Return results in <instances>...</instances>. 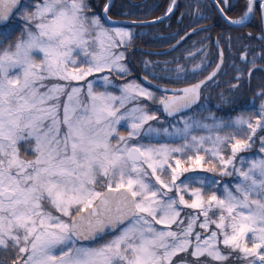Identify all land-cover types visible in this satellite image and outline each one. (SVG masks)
Masks as SVG:
<instances>
[{
    "label": "snow or ice",
    "instance_id": "6c2138e0",
    "mask_svg": "<svg viewBox=\"0 0 264 264\" xmlns=\"http://www.w3.org/2000/svg\"><path fill=\"white\" fill-rule=\"evenodd\" d=\"M114 6L0 0V264H264V102L226 117L203 102L233 37H217L202 79L206 65L146 60L138 80L128 49L139 24L112 20ZM213 7L229 26L258 17L247 37L264 43V0H245L237 19L229 0ZM241 47L251 68L233 91L264 71V55L248 61L252 45ZM235 105L220 93L214 107Z\"/></svg>",
    "mask_w": 264,
    "mask_h": 264
},
{
    "label": "flooded vegetation",
    "instance_id": "af4514ba",
    "mask_svg": "<svg viewBox=\"0 0 264 264\" xmlns=\"http://www.w3.org/2000/svg\"><path fill=\"white\" fill-rule=\"evenodd\" d=\"M171 2L172 0L168 3V7ZM176 4L177 7L174 8L171 16L163 21L167 24H165L164 28H160L156 38L157 42L154 45L156 47L151 48L149 46L143 49L148 55L154 58L150 60L172 61L173 63L170 65L176 66L178 63L186 70L192 69L198 64L206 65V70L203 73H198L196 77L202 79L215 68L218 62L215 40L223 33L230 34L233 37V47L231 51L225 48V63L216 78L218 83L211 84L203 92V102L213 111V109H216L214 105L219 103V94L223 93L226 96L234 97L236 99V105L235 111H221V116H235L241 112L245 114L254 113L260 104L264 102V98L258 95L261 88H264V71L253 69L250 77L245 75L244 79L240 81L241 87L237 91L231 90V85L237 83L236 79H234L239 74L237 69L240 72L247 73L249 68H251V63H245L240 58L242 44L252 45L248 49V61H251L256 54L264 55V43L255 38L250 40L247 37V33L249 32L253 33V37L259 34L258 17L251 20L247 27L229 26L216 13L213 7V0H177ZM197 4L201 5L200 10L208 15L210 19L198 20L195 10ZM229 4L233 5V7L231 11H228V15L234 19L239 18L244 11L245 0H229ZM165 13L160 16L165 15ZM203 27H207L209 30L207 32L198 31L191 39L186 38L182 41L179 46L175 47V50L163 52L174 44L177 45V41L185 33H190L194 28L199 29ZM221 46H223V41H221ZM156 52H161V55H156ZM190 53L192 55H189ZM255 63L257 68L264 67V59H261L259 56H257ZM149 79L151 78L149 77ZM256 146H259L258 141L253 145V147Z\"/></svg>",
    "mask_w": 264,
    "mask_h": 264
},
{
    "label": "trees",
    "instance_id": "16d2710c",
    "mask_svg": "<svg viewBox=\"0 0 264 264\" xmlns=\"http://www.w3.org/2000/svg\"><path fill=\"white\" fill-rule=\"evenodd\" d=\"M137 1V2H136ZM171 0H114L113 4L115 5L110 11L109 15L113 19H130V20H148L150 18H157L160 15L164 14L167 10L168 3ZM107 2V0H92L94 5L100 6L103 3ZM166 22H160L147 26H131L134 30V33L137 34L138 31L146 30L144 35L137 34L138 37L133 40L134 46H132L128 50H132L130 55L131 62L129 63V67L133 70V77L139 79L138 77L141 75H147L148 73L144 69V61L146 58L154 59L150 55H148L143 49L155 48L156 38L160 31V28H164ZM151 78V77H150ZM117 82L120 81L119 77H115ZM160 83L166 84V81H158ZM149 106H152L151 104ZM217 115H222L221 111L217 109H213ZM255 150H259L257 147L253 148L251 151L255 152Z\"/></svg>",
    "mask_w": 264,
    "mask_h": 264
},
{
    "label": "rangeland",
    "instance_id": "374dc122",
    "mask_svg": "<svg viewBox=\"0 0 264 264\" xmlns=\"http://www.w3.org/2000/svg\"><path fill=\"white\" fill-rule=\"evenodd\" d=\"M134 31V30H133ZM144 33H146V30H141V31H138L137 32V34H139V35H144ZM136 37H138L137 35H134V39H136ZM132 46H134V45H132ZM130 49V48H129ZM133 50V49H132ZM131 50V51H132ZM131 51L130 50H128V52H130L131 53ZM128 56H130L129 54H128ZM146 60H150V59H148V58H146ZM145 60V61H146ZM153 60V59H152ZM152 60H150V61H152ZM154 61H156V60H154ZM130 62H131V60H130ZM170 67H175L174 65H169ZM99 75V74H98ZM117 78V77H116ZM139 79H140V76L138 77ZM91 79V78H90ZM138 79V80H139ZM160 83V82H159ZM154 91V90H153ZM150 108H152L154 111L156 110L155 109V106L154 105H152V106H149ZM211 111H212V109H210ZM197 114V116H198V118H203L204 116H206L207 115V111H205V110H203V109H201V110H198V112L196 113ZM189 115H192V113H189ZM161 118L163 119L164 117H163V115L161 114ZM167 119H172V118H167ZM208 122H210V121H208ZM156 126H159V125H156ZM165 126H167V125H165ZM122 132H125L126 131V129L125 128H121L120 129ZM162 142H164V141H162ZM260 146V145H259ZM259 146H256L258 149H259ZM206 147H210V145H206ZM256 147H253V148H256ZM252 148V149H253ZM255 152H258V150H255ZM203 154V153H202ZM206 158H207V156H206ZM237 166L239 167V163L237 164ZM221 179V181L222 182H227V181H229V180H232L233 178L232 177H224V178H220ZM0 256H5V254H3V253H0Z\"/></svg>",
    "mask_w": 264,
    "mask_h": 264
},
{
    "label": "water",
    "instance_id": "95a60500",
    "mask_svg": "<svg viewBox=\"0 0 264 264\" xmlns=\"http://www.w3.org/2000/svg\"><path fill=\"white\" fill-rule=\"evenodd\" d=\"M114 2V0H113ZM176 3H177V0H176ZM174 10V9H173ZM171 16V14L169 15H163V16H160V17H157V18H154V19H149V20H129V19H119V20H116V21H135L139 24V26H147V25H152V24H156V23H160V22H163L165 21L166 19H168L169 17ZM163 18L162 20L159 19V18ZM153 21H155V23H152ZM131 26H137V24H132ZM176 44H174L173 46H175ZM172 50V46L163 51V52H168V51H171ZM156 53H161V52H156ZM143 82V81H142ZM171 118V117H170Z\"/></svg>",
    "mask_w": 264,
    "mask_h": 264
}]
</instances>
